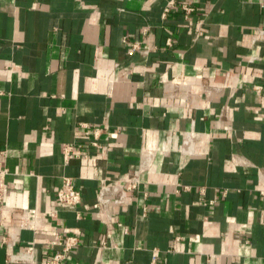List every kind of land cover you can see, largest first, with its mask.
<instances>
[{"label":"crops","instance_id":"0c3cea01","mask_svg":"<svg viewBox=\"0 0 264 264\" xmlns=\"http://www.w3.org/2000/svg\"><path fill=\"white\" fill-rule=\"evenodd\" d=\"M168 1L0 0V264H48L69 235L66 264H264V0L163 20ZM144 151L137 190L97 214Z\"/></svg>","mask_w":264,"mask_h":264},{"label":"built area","instance_id":"2783aa9c","mask_svg":"<svg viewBox=\"0 0 264 264\" xmlns=\"http://www.w3.org/2000/svg\"><path fill=\"white\" fill-rule=\"evenodd\" d=\"M179 8L187 18L193 11V7L186 3L184 0H169L163 7L161 18L166 19L168 13L175 8ZM198 35H202L199 33ZM169 43V42H168ZM133 50H139L137 44L131 45ZM143 53L147 51L143 50ZM259 89V87H256ZM1 95V93H0ZM84 127V134L86 137L92 135L91 145L97 147L98 144V131L93 133L88 132V127ZM182 152L192 154L193 152V132H187L181 143ZM71 156L76 158H87L85 153L76 150L72 144H65L62 147V158L64 162H67ZM153 158V153L150 151H144L142 154V164L139 168L133 170L129 179L124 183H109L105 180L100 181L99 191L96 197V203L93 205V209L97 214L105 216L108 220L112 219V214L109 212L110 207H120L126 204L132 193L137 190L140 184V174L146 169ZM3 186L0 187V192ZM56 196L59 204L72 208L76 207L81 202V194L73 185L71 178L63 177L61 179L60 186L57 188ZM1 202V197H0ZM51 216L55 215V210L50 213ZM35 213L27 211L22 214V227H31L34 224ZM79 239L76 236H64L60 238L56 245L59 247V251L55 252L48 264H66L67 258L71 251L78 245ZM151 264H156L154 261Z\"/></svg>","mask_w":264,"mask_h":264}]
</instances>
